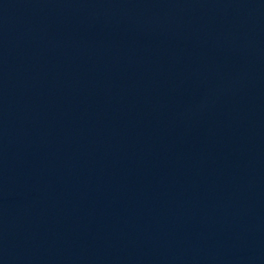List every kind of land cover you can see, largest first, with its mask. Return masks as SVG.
<instances>
[{
    "label": "water",
    "instance_id": "1",
    "mask_svg": "<svg viewBox=\"0 0 264 264\" xmlns=\"http://www.w3.org/2000/svg\"><path fill=\"white\" fill-rule=\"evenodd\" d=\"M0 264H264V0H0Z\"/></svg>",
    "mask_w": 264,
    "mask_h": 264
}]
</instances>
